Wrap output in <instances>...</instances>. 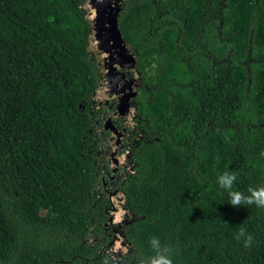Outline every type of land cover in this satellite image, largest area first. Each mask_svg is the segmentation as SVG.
<instances>
[{
	"label": "trees",
	"instance_id": "obj_1",
	"mask_svg": "<svg viewBox=\"0 0 264 264\" xmlns=\"http://www.w3.org/2000/svg\"><path fill=\"white\" fill-rule=\"evenodd\" d=\"M242 1L237 51L255 28L260 55L250 92L242 95L249 74L232 68L205 133L202 124L186 145L162 136L140 143L123 189L134 215L119 224L95 190L103 130L83 0H0V264H264V208L232 207L216 184L229 171L232 191L264 187V0ZM175 3L125 0L122 38L133 48L160 5L172 13ZM240 227L252 237L247 247L235 238Z\"/></svg>",
	"mask_w": 264,
	"mask_h": 264
},
{
	"label": "flooded vegetation",
	"instance_id": "obj_2",
	"mask_svg": "<svg viewBox=\"0 0 264 264\" xmlns=\"http://www.w3.org/2000/svg\"><path fill=\"white\" fill-rule=\"evenodd\" d=\"M241 2L176 0L170 6L172 13L161 4L156 15L148 20V28L138 38L139 43L132 48L122 38L135 58V68L132 62L125 61L123 67L114 68V74L122 75L123 81L137 75L139 85L126 102L125 117L110 115L118 106L120 94L110 99L104 97L102 101L91 100L95 104L93 112L101 113L103 130L98 140L100 146L93 151L95 176L100 182L95 190L109 202L107 215H122L125 223L134 215L126 207L123 189L128 177L136 172L133 166L141 142L162 136L181 146L203 134L198 132L202 124L201 130L205 133L215 123L226 100L225 82L232 68L249 74L245 79L247 89L243 87L242 95L244 91L250 92V76L260 55L255 54V28L250 29L252 36L246 41L247 50L243 54L237 51L242 32L239 28L243 23ZM95 65L99 84L106 78L105 71L101 63ZM112 93L115 94L113 90ZM143 106L150 112L142 111ZM128 115L131 119H127ZM151 116L165 124L164 127L154 130L147 123ZM109 117L111 127L106 130L104 124Z\"/></svg>",
	"mask_w": 264,
	"mask_h": 264
},
{
	"label": "water",
	"instance_id": "obj_3",
	"mask_svg": "<svg viewBox=\"0 0 264 264\" xmlns=\"http://www.w3.org/2000/svg\"><path fill=\"white\" fill-rule=\"evenodd\" d=\"M124 1L83 0L84 18L90 26L88 52L92 55L96 64H102L106 77L105 80L99 82L91 100L96 101L99 99L102 101L104 97L110 99L117 96L116 94H120L118 106L110 115H121L123 117H125L124 112L127 106V100L132 97L133 92L139 86L136 80L137 75H135L136 78L130 81H123L121 78L122 75H116L114 74L115 71H113L115 67H123L125 61L132 62L133 69L135 68V58L130 52L128 44L122 39L117 24L119 7ZM127 89L128 93H126ZM112 90L115 94L112 93ZM127 119H131L130 115L127 116ZM109 127H111L110 117L104 124V129L107 130ZM114 162L115 160L110 164L113 166L115 164ZM122 218V215H111L110 222L121 224L123 221ZM128 246H121L123 253L128 251Z\"/></svg>",
	"mask_w": 264,
	"mask_h": 264
},
{
	"label": "clouds",
	"instance_id": "obj_4",
	"mask_svg": "<svg viewBox=\"0 0 264 264\" xmlns=\"http://www.w3.org/2000/svg\"><path fill=\"white\" fill-rule=\"evenodd\" d=\"M264 155V153H261ZM236 180V174L234 172L226 171L216 177V184L218 188L228 190L229 204L232 207L238 206L241 203L245 204H255L258 208H264V187H249L247 192L248 195L240 191H232V186ZM235 238L240 240L245 247L249 246L252 242V237L249 235L244 227H240L235 233ZM153 248H157L158 241L156 238L151 239L150 241ZM164 264H167L165 261Z\"/></svg>",
	"mask_w": 264,
	"mask_h": 264
},
{
	"label": "rangeland",
	"instance_id": "obj_5",
	"mask_svg": "<svg viewBox=\"0 0 264 264\" xmlns=\"http://www.w3.org/2000/svg\"><path fill=\"white\" fill-rule=\"evenodd\" d=\"M117 218H119V217H117Z\"/></svg>",
	"mask_w": 264,
	"mask_h": 264
}]
</instances>
